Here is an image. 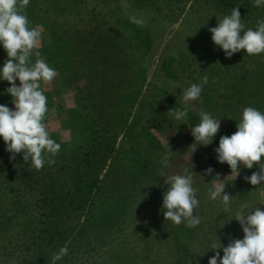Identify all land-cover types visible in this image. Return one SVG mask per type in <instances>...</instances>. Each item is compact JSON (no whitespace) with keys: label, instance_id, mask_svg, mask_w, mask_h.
<instances>
[{"label":"trees","instance_id":"trees-1","mask_svg":"<svg viewBox=\"0 0 264 264\" xmlns=\"http://www.w3.org/2000/svg\"><path fill=\"white\" fill-rule=\"evenodd\" d=\"M35 1L29 0L25 9L30 22H36L40 17L36 13ZM120 1L59 0L57 6L61 11L62 4V9L72 13H76L77 8L83 12L91 7L92 18L106 20L105 23H108V15H113L116 23L124 22L129 26L138 46L141 45L148 53L153 47L150 27L147 24L138 27L122 20L118 6ZM126 1L134 10L152 13L153 19L171 25L185 16L198 17L202 11L210 10L220 21L225 15H230L233 7H238L245 30H255L257 21L264 20V6H254V0ZM115 7L119 8L118 13L114 12ZM110 25L106 29L99 28L100 43L108 47L112 45L111 48H115L116 44L122 50L128 42L134 43L132 38L121 43V35L118 40L104 38V33L119 30L114 27L116 25ZM60 33L54 31L50 43L38 50L50 67L53 65L65 73L68 54L74 48L65 38L67 35ZM97 47L101 50L104 45L99 46L97 42ZM126 53L129 56L128 51ZM6 59L7 53L0 44V68ZM32 60L34 62L35 57ZM232 70L235 74H232ZM162 71L171 80H192L193 83L197 80V84L207 76L208 82L203 84L199 100L215 119L218 112H237L238 109L237 124L245 107L264 111V53L248 55L241 50L227 60L224 51L215 45L206 58L201 55L193 58L189 54L180 58L165 57ZM126 91L118 109V123L128 138L122 148V164L118 165L119 171L125 174L120 186L109 189L110 186L104 183L100 174H87L82 166L76 164L77 161H70L68 154L62 150L54 160L61 162L62 168L70 170L71 177H74L69 188L33 199L30 191L21 187L19 182L10 181V189L3 192L5 199L0 201V264H52V253L65 245L68 253L56 264H162L164 262H161L156 249L166 234L169 241L171 239L174 253L171 264H208L209 258L215 254L209 249L212 245L221 242L226 247L232 239H243L239 222L238 232L230 230L227 220L222 219L225 216L220 211L223 206L210 209L212 203L205 197V192H196L200 202L194 210L201 220L198 226L190 228L186 222L175 225L165 221L161 211V187L165 180L162 171L165 169L164 156L170 154L171 149L150 132L151 126L140 128L142 132L138 135L135 131L137 124H128L126 115L130 117L133 108L142 105L135 101L136 97H131L129 90ZM0 104L9 107L7 99H0ZM189 119L191 128L199 123L194 115H190ZM230 120L234 121L232 118ZM138 137H143L144 142H140ZM3 170L0 167V173ZM239 187L244 186L238 182ZM240 193L238 209L249 200L246 198L245 201V194ZM218 251L222 257L223 250Z\"/></svg>","mask_w":264,"mask_h":264},{"label":"rangeland","instance_id":"rangeland-1","mask_svg":"<svg viewBox=\"0 0 264 264\" xmlns=\"http://www.w3.org/2000/svg\"><path fill=\"white\" fill-rule=\"evenodd\" d=\"M58 1L36 0V13L40 17L36 22H30V26L38 25L42 32L37 49L50 43L54 31L66 34L65 38L71 42V48H74L68 54L71 63L68 62L65 73L52 65L57 72L56 77L51 82H41V90L47 97L49 109L43 123L50 138L61 145L59 152H66L70 161H77L76 164L82 166L87 174H100L104 183L110 186L109 189L119 187L125 174L119 171L118 165L122 164V148L128 138L118 123V109L122 95L129 90L131 97H136L135 101L141 102L142 106L136 105L131 116L126 115V119L129 118L128 124H137L135 131L138 135L142 132L140 128L151 126L150 132L171 149L170 160L162 171L165 180L171 175L183 174V169L188 168L192 172L193 187L197 192L206 193L205 197L212 203L210 209L223 206L220 211L225 216L222 219L227 220L230 230L234 232H238V193L245 194V201L249 198L250 210L260 207L263 211L264 183L253 186L244 179L253 172H258L259 166L254 165L252 169L241 166L236 175L231 172L227 163H219L216 158L215 149L219 146L220 137L230 136L237 131L238 109L237 112L217 113V120L221 119L220 128L208 146L194 144L189 124L190 115L196 116L200 122V113L206 112L202 101L198 99L188 103L186 121L177 120L170 112L172 108L182 110L185 107L182 102L183 90L193 84V81L167 78L162 71V61L165 57L180 58L185 54L193 58L195 55L206 58L215 49L209 29L216 27L219 22L216 14L211 10L202 11L198 17L185 16L171 25L153 19L152 13L134 10L126 0L120 1V10L115 7L114 12L118 13L119 10L122 20L131 23L130 17L136 16L150 27L153 47L147 53L141 45L138 46L129 26L124 22L116 23L113 15L107 14L108 24L105 23L106 20H94L90 15V6L83 12L77 8L76 13H72L62 9V4L61 11L58 10ZM110 23L119 30L104 33V38L118 40L121 35V43L131 38L134 43L128 42L123 50L116 44L115 48H111L112 45L108 47L105 43H100L98 30L100 27L109 28ZM97 42L99 46L104 45L101 50L97 47ZM127 51L129 56L126 55ZM234 54L238 55V52ZM233 70L232 74H235ZM195 83L199 82L196 80ZM16 84L19 86V80ZM10 86L7 81L0 80V99H7L9 108L15 110L12 97L6 92ZM138 139L144 142L143 137ZM10 155L0 137V167L4 169L0 173V201L5 199L3 192L10 189L8 184L13 180L30 191L33 199L45 196V193L63 191L73 184L74 177H71L70 170H64L61 162L49 165V156L45 158L44 167L36 170L30 166V162L24 161L22 153L16 154L14 160L10 159ZM50 158L54 159L55 156ZM209 167L213 172L205 175ZM238 182L244 187L238 188ZM219 184H225V193L232 196L230 211L225 212L220 199L209 198V189ZM161 190L163 193L167 190L165 183ZM171 244L167 234L157 244L156 253L161 262H164L162 264H171L174 260Z\"/></svg>","mask_w":264,"mask_h":264},{"label":"clouds","instance_id":"clouds-1","mask_svg":"<svg viewBox=\"0 0 264 264\" xmlns=\"http://www.w3.org/2000/svg\"><path fill=\"white\" fill-rule=\"evenodd\" d=\"M28 5L29 0H0V44L7 53V59L0 68V80L11 85L6 92L15 105L13 110L0 104V137L5 142L6 151L11 154L10 159L14 160L16 154L22 153L25 162H30L32 168L41 170L46 156H49V165L55 163L50 157H54L61 147L50 138L43 123L49 109L47 97L41 90V82H51L57 72L48 65L37 49L42 32L40 26H30L25 11ZM254 6H264V0H254ZM130 22L138 27H143L145 23L136 16L130 17ZM209 31L212 33L213 43L224 51L227 58L241 50H245L248 55L264 53V20L257 21L255 30H245L238 7H233L230 15H225ZM32 57H35L34 62ZM17 80L20 82L19 86L16 84ZM207 82L208 78L204 76L202 83H193L183 90L182 102L185 107L182 110H170L177 120H187L188 103L200 98L203 84ZM220 121L221 119L213 118L211 113L201 112L200 122L190 128L194 144L210 145L218 133ZM236 128L237 131L232 135L220 137L219 146L215 149L216 158L219 163H227L231 172L236 175L241 166L252 169L254 165H258L259 171L244 179L253 186L261 185L264 183V112L245 107ZM169 160L170 154H166L163 160L165 166ZM212 172L213 169L209 167L205 175ZM164 183L167 190L163 193L161 211L165 221H171L175 225L186 222L190 228L198 226L201 220L194 214V210L199 207L200 202L196 198L197 189L193 187L192 172L184 168L183 174L171 175ZM224 189L225 184L214 186L209 189V198L220 199L227 212L230 211L232 196L225 193ZM249 208V203H242L237 212L236 220L243 230V239H232L226 247L221 242L212 245L209 249L215 254L209 258L208 264H264V211L256 207L246 212ZM218 249L223 250L222 257ZM67 253V245L52 253V264H56Z\"/></svg>","mask_w":264,"mask_h":264}]
</instances>
